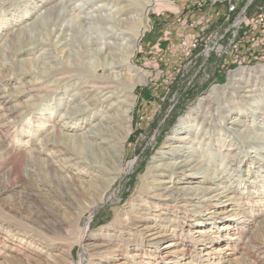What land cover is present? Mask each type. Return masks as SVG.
Returning <instances> with one entry per match:
<instances>
[{
	"label": "rangeland",
	"instance_id": "obj_1",
	"mask_svg": "<svg viewBox=\"0 0 264 264\" xmlns=\"http://www.w3.org/2000/svg\"><path fill=\"white\" fill-rule=\"evenodd\" d=\"M3 1L0 0V96L5 102L0 104V141L5 140L0 144V264H264V73L253 69L260 60L251 58L248 67H243L247 68L245 73L232 77L231 73L242 68L234 62L240 53L236 48L222 58L213 53L210 62L197 73L193 63L198 58L187 64L230 20L224 12L216 13L217 3L151 0L142 7L140 0H125L127 8L122 9L120 17L83 25L80 17L116 13L124 1L64 0L67 8L51 24L37 19L44 10L41 0ZM243 1L246 0H232L237 7ZM260 4L264 0H254L245 16L252 17ZM223 8L226 9H219ZM140 14L145 15L142 31L136 24L132 27L133 18ZM22 28L24 34L17 35L15 30ZM106 30L125 37L132 30H140L130 62L138 71L148 74L145 83L135 84L132 89L131 127L120 156L115 157L99 149L102 146L99 140H105L97 133L90 139L79 137L87 131L92 134L90 126L96 121L95 109L87 105L86 95L80 93L79 84L83 82L79 76L87 78L94 70L95 75L101 74L103 65L112 69L110 65L121 58L119 46L109 51L94 45L97 32L104 35ZM246 31L243 25L239 31L243 39ZM37 40L41 42L36 43ZM184 40L186 47L182 44ZM260 55L264 57L259 52ZM243 57L244 54L239 59ZM201 62L198 59L196 64ZM114 66L117 72L118 65ZM62 68L68 70L60 75L69 73L72 79L58 85L56 77L60 75L56 76V72ZM229 77L233 80L229 81ZM42 79L41 86H33ZM215 86L222 87L210 98L201 100L198 111L206 112L208 123L213 122L211 133L204 134L210 135L205 139L211 145L217 147L223 143L220 136H227L222 153L209 155L217 161L212 166L214 172L225 169L224 177L219 181L186 183L183 178H175V173L164 171L151 178L168 181L161 186L172 188L169 198L183 196V192L189 195L192 190L179 191L180 187L197 185L200 187L197 196L213 197L212 203L180 201L175 207L171 201L168 205L172 208L167 205L168 208L162 209L164 198H160L157 202L161 204L156 206L149 199L145 206L137 205L139 196L145 199L149 193L147 186L151 179L146 177L147 169L159 162L156 158L162 151L174 145L168 142L183 116ZM41 87L47 91L34 99ZM2 104L8 109L2 110ZM213 114L220 120V116L227 115L230 119L215 122ZM200 116L195 120L199 121ZM76 117L79 119L74 120ZM232 120L244 122L245 133L234 132L229 123ZM193 127L195 133L198 127ZM26 129L30 132H25ZM57 132L72 134L73 140L63 145L64 140L55 139ZM55 141L58 146H52ZM110 156L113 163L117 162L114 167L118 168L120 163L121 168L115 182L98 190L87 187L92 178L88 173L80 174L82 166L76 162L81 159L87 162L91 157L99 159L90 166L107 182L112 177L109 169L114 168L107 161ZM230 184L237 185L235 192L225 191ZM218 197L221 200H216ZM194 205L200 206L197 211L192 210ZM163 210L169 211L162 214ZM142 214L147 217L131 218ZM123 217L132 219V228L125 226ZM228 225L230 228H225ZM151 227L160 232L162 239L157 245L147 246V230ZM167 245L170 246L166 250ZM168 250L172 252H165Z\"/></svg>",
	"mask_w": 264,
	"mask_h": 264
},
{
	"label": "bare ground",
	"instance_id": "obj_2",
	"mask_svg": "<svg viewBox=\"0 0 264 264\" xmlns=\"http://www.w3.org/2000/svg\"><path fill=\"white\" fill-rule=\"evenodd\" d=\"M41 1L42 2H41V5L40 6H43L44 7V10L42 12L40 11L41 13L37 16V19L38 20L39 19L40 20H45L48 24H51L53 22V20H55L57 17H60V13L66 7L64 0H41ZM123 1H124V5H122V7L120 6L121 8L118 6L119 9H118V11H116V13L107 14V12H106L104 14H100V15H97V16H94V17H80V21L79 22H81L84 25L85 23H88L89 24V23H92V22H100L101 23V22L109 21V17H116V18H118V17H120V13L127 8L125 0H123ZM140 1H141V4H142L141 6L144 7L146 5H149V3H150L151 0H140ZM111 2H113V0ZM164 4H166V2ZM35 5H37V3ZM116 9L117 8H115V10ZM69 15L71 16V14H69ZM141 15L142 14H140V16H138V18H136V19L133 18V25H132V27H134V24H136L137 26H139V28L142 31L144 29V27H145V22H144L145 15L144 16L143 15L141 16ZM122 16L126 17L127 15H122ZM128 17L130 18V16H128ZM74 20H75V18H74ZM117 20H119V19H117ZM137 26H136V28H137ZM98 28H99V25H98ZM95 29H97V28H95ZM134 30H132L131 33L127 37H125L123 35L119 36V33H116V32H111V34H110V32L107 31V30H106V32L109 33V35L106 32L103 35L101 31H98L97 32L98 33L97 34V38L98 39L95 40L96 42H95L94 45L103 46V47H105V50H108L109 49V51H110V49L113 50V47L114 48L115 47L118 48V46H119V48L121 49V51H120L121 54L119 53V55L121 56L122 59L121 58L118 59L119 60V61L117 60L118 63L113 62V65H110L111 66L110 68H112V69H109V70L107 69L108 65L107 66L106 65H103L104 71L101 74L95 75L96 74V71L94 70L93 73H91L90 75H87L88 76L87 78L81 77L82 75L79 76V78L83 82V85H82V83L79 84L80 87H81L80 88V90H81L80 93H81L82 96H85L86 95V98L87 99H85V100L88 102L87 105L92 106L93 109H95V116H96V117H93L94 118V121L96 119L95 123L93 124V126H90L91 127L90 128L91 129L90 131L92 132V134L87 131L86 134H84V136L81 135L79 137H80V139L83 140L86 136H89L88 139H90V138L96 137V136H94V134L97 133V135L100 137V139L102 138V139L105 140L104 142H102V141L99 140L100 144L102 145V146H99L100 147L99 149H101L105 153H111L113 157H115L117 154L120 156V154L122 152L121 150L123 148L124 142L127 139V135L129 134V131H130V127H131V116H130L131 114H130V110H131L132 104L134 102V98H133L134 96H133L132 89L135 86V84L145 83L146 80H147V76H148L147 72H144L143 70L142 71H138L139 68H137L136 66L132 65L131 62H130V58H131V56L133 55V53H134V51L136 49V42H137V38H138V33L140 32V30L139 31L137 30L136 32H134ZM15 31H16V34L17 35L19 33H20V35L21 34H24V33H22L23 28L20 31L18 29H16ZM29 31H30V29H29ZM111 35H112V37L109 38V36H111ZM110 39H112V40H110ZM38 40L36 41V43L41 42V41H38ZM34 42H32L31 44H34ZM99 49H101V48H99ZM110 54H112V53L110 52ZM112 56H113V59H114L115 56L114 55H112ZM114 65H118L117 72H115L116 66H114ZM243 67L241 69L240 68L239 69H236L237 71L235 70L236 72L231 73L230 76L231 77L234 76V75L242 76L245 73L244 70L247 69V68H243ZM103 68H102V70H103ZM62 69L63 70H60V72L56 70L58 72V73L56 72V76L58 74L60 75V73H63L62 71H64V74H65V72H67V70H68V69L67 70H64V68H62ZM253 69L257 70L258 72L264 73V65L263 64H257L255 67H253ZM69 71H71V70L69 69ZM75 71H77V70H75ZM122 71H124V72H122ZM24 72L27 73L28 71H24ZM130 72H132V74ZM98 73H100V72H98ZM114 73L119 74L120 77L117 76L118 77L117 78L116 75L114 76ZM71 74H72V72H71ZM16 76H18V75L16 74ZM70 77H71V75H69V73L67 74V76L66 75L65 76H61V75L60 76H57L56 77V80H57V83L56 84L59 85L60 84V81H63V80H71L72 77L71 78ZM231 77L228 78L229 81H232L233 80V79H231ZM74 78H76V77H74ZM42 82H44V79H42V81L36 82V85H33V86H37V85L41 86V83ZM32 83H33V81H32ZM32 83L28 82V85H31ZM21 85H25V82H24V84L22 82ZM233 86H235V85H233ZM48 87L46 86L44 88L47 89ZM219 87H222V86H219ZM219 87H217V86L212 87V89L210 90V92L207 95H204L183 116V118L180 120V122L176 126V132H174V136H171L170 137L171 138V142H168V143H174V145L173 146H170L169 145L170 147L168 146V150H167L168 152L166 151L167 153L165 151H162V154H160V156L158 158H156L157 161H159V162L157 164H155V165L150 166L147 169L146 177H150V179H151L152 176H154V175H160L164 171H171V175H172V173H175V175H176L175 178H183V180L186 183H188V182L193 183V182H197L199 180H200V182H205V181H210L211 182L212 180L213 181H219L220 178H223L224 177L225 169H223V170L221 169V171H220V169H218L219 171L217 170V171L214 172L215 169L213 170L212 169V166H214L217 161L215 162L214 160H212V158H210L211 156H209V155L210 154H214V155H216V154L218 155L219 154L220 155L222 153V149H224L226 147V144H227L226 143V137L227 136L226 135H223L222 137L220 136L219 139L220 140L222 139V142L223 143L222 144L221 143H218L217 144V147H214V144L211 145V143L208 142L207 139H205V138H209L210 135L207 137L204 134L211 133L209 129L212 127L213 122L212 123H210V122L208 123V120H207L208 119L207 118L208 116H206L208 114H206V112H204L203 114L201 113L202 114L201 115L200 112L198 111L199 110L198 109V106H200L199 104L201 103L200 101L210 98L212 96L213 92L216 89H218ZM254 87H256V86H254ZM44 88L41 87V89H38L37 90L38 93L36 95H34L35 96L34 99H36L37 95L39 96V94L42 91L45 92V91L49 90V89H47V90L45 89L44 90ZM236 89H238V88H236ZM247 89H249V88H247ZM49 91H52V90H49ZM242 91H243V89H242ZM250 91H252V90H250ZM253 91H254V89H253ZM21 92H23V91H21ZM0 98L3 99L0 102V104H1L4 101L5 98H3L2 96H0ZM232 98H233V96H232ZM4 106H5L4 104L1 105V107L3 108L2 110L5 111V110L8 109V107L5 106L6 108H4ZM226 106H228V105L226 104ZM207 107L209 108V106H207ZM223 107H221V108H223ZM262 107H263V110H264V105ZM224 109H225V107H224ZM10 111H11V108L9 109V112ZM1 114H2L1 115L2 116V120H4L5 117L3 118L4 115H3V113H1ZM216 115L217 114H213V116H212V120H214L215 122L216 121L221 122L222 119L225 120V121H227L228 119H230V117H228V115H227L226 118L223 117V116H220V117H222L221 120H220L219 116H216ZM199 116H200L199 121L198 120L196 121L195 120L196 117H199ZM78 119H79V117H76L74 120H78ZM215 122H214V124H218V122L217 123H215ZM229 123L231 125V127L230 126L229 127L230 128H233V131L234 132L236 130H238L239 133H243V132L245 133V129H247L246 125L243 124L244 122L241 123L240 121L232 120ZM3 125H4V123H3ZM193 125L194 126L196 125L198 127V128H196L197 130L195 131V133H193V131H192V129L194 128ZM226 127H227V125H226ZM230 128H229V130H231ZM117 130H119L120 133H117L118 132ZM220 130L225 131L226 129H223V127H220ZM25 132H30V130L29 129H26ZM225 132L227 134H229L228 131H225ZM249 132H251V130ZM178 133H179V135H178ZM239 133H238V136H240V137L241 136L242 137L244 136V135L239 134ZM259 134H261V133H259ZM52 135H53V133H52ZM115 135H118V136L116 137ZM28 136L29 135H26V137H28ZM54 136H55V139L57 137L58 140L59 139L64 140V144L63 145H68V142L73 140L72 134H69V133L61 134V132H59V133L57 132V133L54 134ZM43 139H44V137H43ZM4 140L2 139V141H4ZM2 141H0V144H2ZM56 142L57 141H55L52 146H58V143L55 144ZM224 143H226L225 146H224ZM89 144H90V142H89ZM93 145H95V144H93ZM207 146L209 147L208 149H212V150L206 149ZM231 146L229 147V150H231ZM113 157L110 156V158H108L107 161H108L109 164L113 165V167H114V165H117V162H116V164L112 162L111 159H113ZM166 159L167 160L175 159V160L173 162H165ZM93 161L96 163V162L99 161V159L97 161L94 157H91L90 159L87 160V162L84 161V160H82V159L81 160H78L76 162V164H78V166H79V164L82 166L79 169V173L80 174H87L88 173L90 175V177L92 178V182L86 183V186L89 187V188L96 189V190H98L100 187L104 188V185L105 184L108 185V186H111V184H113L115 182V179H116L117 175H120V173H121V168L119 166L120 163L118 165V168L117 167H114V168L112 167L113 169H109V170H112V173H111L112 174V177L109 178V181L105 182L102 179V177L100 176V174L99 175L98 174L96 175L95 170H93L92 167L90 166V163H93ZM117 161L120 162L121 161V157L120 158H117ZM225 163H226V161H225ZM223 165H224V163H223ZM96 171L98 172V169ZM171 175H170V178H171ZM177 180H179V179H177ZM177 180H172V181L177 183ZM144 182L146 183L147 181H144ZM167 182L168 181L161 182L160 180L159 181H156L155 179H151L149 181V185L147 186L149 193L147 195H145V197H146L145 199H144L143 196H139L140 199H139V202H137V205L144 204V206H145V204L148 203V201H146V199H149V200L155 201V202H151V203H152V205H155L156 206V205H159V202L160 201L157 202V199L158 200H161L160 198H164L163 199L164 204L162 203V205H161L163 207L162 209L168 208L167 205L171 201H174L175 202V205L172 204L175 207L178 205L177 203L180 202V201H186V202L194 201V203L199 204V205L201 203L202 204H211L212 201H213V199H212L213 197H207V198H205L204 195H201V196L198 197L197 196L198 193H196V192H197L198 189L200 190V187L197 186V185L196 186L195 185H189V186L186 185L185 187L184 186L180 187L179 191L182 190V189H184V188L186 190H189V189L192 190V193H190L189 195H187L186 192H183L184 193V194H182L183 196L169 198L168 196L170 194H168V192L172 188L171 187L169 188L167 186H161V185H165L164 183H167ZM230 186H228L227 189L224 186H222V189H226L225 191H227V190L230 189V192L231 191L232 192H235V190H236V187L235 186H237V185L235 184V186H232L230 184ZM156 190L157 191L160 190V191H163V192H161V193H155ZM205 190L206 189H204L203 191L201 190V192H204ZM216 196H219V195H216ZM225 196L226 195H223L221 197L223 198ZM233 196H237V194H234L233 193ZM216 200H221V198L218 197ZM141 202H143V203H141ZM160 204H161V202H160ZM199 205H194V208L192 210L193 211H197L196 209L200 207ZM168 206H171V205H168ZM180 207H185V206L184 205H181ZM171 208H172V206H171ZM186 208H187V206H186ZM139 209H145V207H140ZM139 211H141V210H139ZM145 211L146 210H144V213H146ZM167 211H169V210H167ZM167 211L163 210L162 214H167L168 213ZM89 215H91V214H89ZM145 215L146 214H142V216H135V217H132V215H131V218H133V219H143V217H147ZM164 219L165 218L158 219V220H164ZM122 220H124L125 226H128L129 228H132V226H131V220L132 219L131 220H129V219L127 220L125 217H123ZM154 225L156 226L158 224L155 223ZM225 228H230V226L228 225ZM147 232H148V239L145 240L146 243H147V246H149V245H152V246L157 245L159 243V240L162 239V235H160V232L156 228H152L151 227L150 229L147 230ZM170 245L165 246L164 249L167 250ZM113 251L115 252V249ZM165 252H169L170 253L172 251L168 250V251H165ZM174 252H178V251H174ZM167 254L168 253H166V255Z\"/></svg>",
	"mask_w": 264,
	"mask_h": 264
},
{
	"label": "built area",
	"instance_id": "obj_3",
	"mask_svg": "<svg viewBox=\"0 0 264 264\" xmlns=\"http://www.w3.org/2000/svg\"><path fill=\"white\" fill-rule=\"evenodd\" d=\"M203 3H207L205 0H202ZM254 0H246L243 1L240 6L237 7L236 3L232 2V0H214V3H217V11L216 13L219 15L224 12L226 14L227 19H230L226 24L222 32L216 34V36L212 37L208 42H206L199 53V55L192 57L187 64H191L193 60L202 59L203 62L196 64L193 63V67L197 68L196 73L199 72L203 65H206L210 62L209 57L215 53L217 57L222 58L224 55H229L230 52L234 48H236L237 56L234 58V62H238L240 67H248V63L251 58L260 60L259 64L264 60L263 55L258 56V53L264 54V4H260L257 6L254 11L252 17H246V11L251 3ZM202 3V4H203ZM210 4H212L210 2ZM220 7H225L223 10L219 9ZM234 12V13H233ZM245 26L244 39L240 36L239 31L241 27ZM196 27V25H195ZM188 42V41H187ZM186 41L182 42L183 46L186 47L188 44H185ZM193 47L196 46L194 42ZM241 45V48L238 50V46ZM192 48H190L191 50ZM244 54V59H239L240 55ZM258 57H261L258 59ZM195 58V59H193ZM245 63V64H244ZM185 66L182 68V72L184 73Z\"/></svg>",
	"mask_w": 264,
	"mask_h": 264
}]
</instances>
